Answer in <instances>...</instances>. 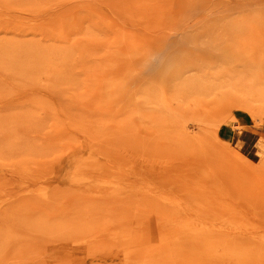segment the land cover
Masks as SVG:
<instances>
[{
	"label": "rangeland",
	"instance_id": "obj_1",
	"mask_svg": "<svg viewBox=\"0 0 264 264\" xmlns=\"http://www.w3.org/2000/svg\"><path fill=\"white\" fill-rule=\"evenodd\" d=\"M0 264H264V0H0Z\"/></svg>",
	"mask_w": 264,
	"mask_h": 264
},
{
	"label": "crops",
	"instance_id": "obj_2",
	"mask_svg": "<svg viewBox=\"0 0 264 264\" xmlns=\"http://www.w3.org/2000/svg\"><path fill=\"white\" fill-rule=\"evenodd\" d=\"M252 138H253V135L252 134H250V133H248L247 131L245 132V137L243 138V142H244V144H246V142H252Z\"/></svg>",
	"mask_w": 264,
	"mask_h": 264
}]
</instances>
